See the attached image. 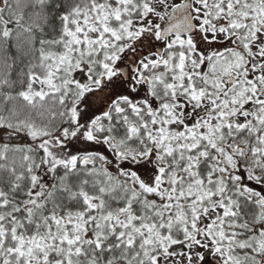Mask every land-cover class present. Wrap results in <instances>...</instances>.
<instances>
[{"label":"snow or ice","instance_id":"obj_1","mask_svg":"<svg viewBox=\"0 0 264 264\" xmlns=\"http://www.w3.org/2000/svg\"><path fill=\"white\" fill-rule=\"evenodd\" d=\"M0 67V264H264V0H0Z\"/></svg>","mask_w":264,"mask_h":264},{"label":"trees","instance_id":"obj_2","mask_svg":"<svg viewBox=\"0 0 264 264\" xmlns=\"http://www.w3.org/2000/svg\"><path fill=\"white\" fill-rule=\"evenodd\" d=\"M15 55H16V53H15V51L13 50V56H15ZM20 66H21V64H20V61L18 60V61H17V65H16V67H15V68L13 69V71H12V76H11V78H12L13 80H16V79H17V72H18ZM3 72H4V69H3L2 67H0V75H2ZM16 90H19V85H17V89H16ZM17 160H19V157H17Z\"/></svg>","mask_w":264,"mask_h":264}]
</instances>
